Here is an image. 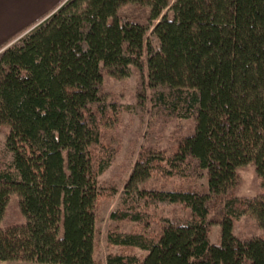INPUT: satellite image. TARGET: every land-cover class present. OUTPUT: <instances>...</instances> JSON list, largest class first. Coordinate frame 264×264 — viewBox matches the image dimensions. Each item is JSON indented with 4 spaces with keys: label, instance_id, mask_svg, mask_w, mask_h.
<instances>
[{
    "label": "trees",
    "instance_id": "obj_1",
    "mask_svg": "<svg viewBox=\"0 0 264 264\" xmlns=\"http://www.w3.org/2000/svg\"><path fill=\"white\" fill-rule=\"evenodd\" d=\"M132 70L136 113L191 126L143 147L120 192L99 177L132 107L103 83ZM1 128L0 264H99L102 200L117 197L106 264H264V236L235 233L247 213L264 230V193H237L249 164L264 180V0H63L0 48ZM14 195L25 222L2 226Z\"/></svg>",
    "mask_w": 264,
    "mask_h": 264
},
{
    "label": "rangeland",
    "instance_id": "obj_2",
    "mask_svg": "<svg viewBox=\"0 0 264 264\" xmlns=\"http://www.w3.org/2000/svg\"><path fill=\"white\" fill-rule=\"evenodd\" d=\"M123 13L131 18L142 17V14L135 15L130 6L123 9ZM140 78L138 73L132 70L130 77L125 79H117L111 76H105L103 83V94L105 98L111 101L121 102L123 105H129L131 110L121 114L119 123L117 124L115 136L119 139V147L117 145V154L112 163L100 175L99 179L105 185H114L120 192L132 172L137 161L138 155L143 147L152 145L159 149H165L170 146L172 136L178 134V126H191L190 121L168 119L157 116L153 119L148 105L144 113H136V101L139 92ZM7 128L0 129V150L6 147ZM187 132V131H186ZM153 136L152 140L147 136ZM241 177V185L238 189V195L257 197L264 193V180L258 178L255 172V166L249 164L239 170ZM153 182H157L153 177ZM162 182V181H161ZM198 184H205V180L196 181ZM160 183V182H159ZM185 186V182L181 179L170 180L166 187L172 189L176 185ZM18 196L14 195L8 204L5 216L2 220V226L16 225L25 222V218L21 213L18 204ZM119 197L115 199H103L101 209L98 216L97 227L100 232L98 247L95 253V259L99 264H106V256L110 252H119L118 246H109L106 241V234L110 228V215L119 205ZM164 216L171 215L173 211L187 215L188 211L176 206H167L160 208ZM128 230L131 226L128 225ZM235 233L240 237L264 236V230L259 227L257 219L250 213L243 215L236 221ZM220 237V226L214 225L211 239L218 242ZM138 255L146 253L137 250Z\"/></svg>",
    "mask_w": 264,
    "mask_h": 264
},
{
    "label": "crops",
    "instance_id": "obj_3",
    "mask_svg": "<svg viewBox=\"0 0 264 264\" xmlns=\"http://www.w3.org/2000/svg\"><path fill=\"white\" fill-rule=\"evenodd\" d=\"M63 0H0V48Z\"/></svg>",
    "mask_w": 264,
    "mask_h": 264
}]
</instances>
